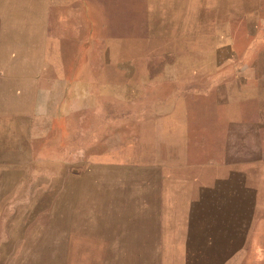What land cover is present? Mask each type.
Instances as JSON below:
<instances>
[{
    "label": "rangeland",
    "instance_id": "374dc122",
    "mask_svg": "<svg viewBox=\"0 0 264 264\" xmlns=\"http://www.w3.org/2000/svg\"><path fill=\"white\" fill-rule=\"evenodd\" d=\"M0 43L7 69L41 70L44 98L58 86L32 158L1 131L0 215L30 226L66 213L70 199L114 198L124 180L191 204L187 264H264V0H0ZM61 106L73 110L66 128L55 123ZM121 167L133 177L116 175ZM2 225L0 264L82 261L67 239L37 247L27 234L5 239ZM105 257L115 256L85 260Z\"/></svg>",
    "mask_w": 264,
    "mask_h": 264
},
{
    "label": "crops",
    "instance_id": "0c3cea01",
    "mask_svg": "<svg viewBox=\"0 0 264 264\" xmlns=\"http://www.w3.org/2000/svg\"><path fill=\"white\" fill-rule=\"evenodd\" d=\"M43 40L44 30L41 31L39 42ZM61 40V42H70L71 37ZM4 47L0 46V48ZM3 59L0 56V69L5 73L0 77V134L6 128L3 132L7 136L4 139L5 143L14 142L15 140L11 137L15 135L13 138H17L18 151L29 150L31 155L28 159H30L35 147L43 140H47V136L42 135L40 130L44 123V117L41 114L48 111L50 107H54L53 88L56 84H53L50 92H45L47 96L44 98L43 88L50 84L44 83L43 78L38 79L41 70L27 72L7 69L8 62ZM63 108L55 111V119L59 121L55 123L57 126L66 128L71 123L73 110L68 112ZM55 109L58 107L56 106ZM31 122L34 124V132L29 130ZM53 124L54 122L52 126ZM12 150H14L13 147ZM25 162L33 165L32 161ZM48 163L47 167L56 166L55 162ZM21 166L23 165L11 167L10 170H18ZM36 168L27 166L23 169L35 170ZM115 171L116 175L123 173L122 167ZM123 174L126 175L125 177H133V172ZM124 182L123 180L121 183H114V198L77 200V205L75 200L70 199V205H68L70 210L66 213L35 216L33 217L35 221L30 226L25 225L28 223L26 215H0V223H3L2 237L18 239L27 234L25 238L35 246L42 248L49 246L48 248L53 249L64 246L60 240L67 239L68 254L83 257H81L82 261L66 264H143L123 262L121 257L141 254L163 256V261L159 264H187V255L193 246L191 233L196 231L197 217L194 210L188 209L192 207L191 204L188 205L185 199L155 198L153 194H140L139 188L134 193L133 189L139 187L138 183L124 185ZM152 185L146 184V190H149ZM129 186L130 195L124 198L123 187L127 189ZM159 189L163 190L161 187ZM149 191L155 190L151 188ZM76 206L81 208L79 214H75ZM16 245L17 243L14 244ZM51 253L48 251L47 254ZM52 254L58 253L53 251ZM92 254L115 257L114 261H107L106 257L100 262L85 260V255Z\"/></svg>",
    "mask_w": 264,
    "mask_h": 264
}]
</instances>
